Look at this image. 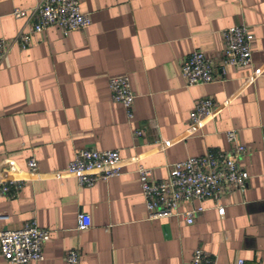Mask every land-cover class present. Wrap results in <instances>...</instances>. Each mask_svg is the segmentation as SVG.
I'll return each instance as SVG.
<instances>
[{
    "label": "crops",
    "instance_id": "crops-1",
    "mask_svg": "<svg viewBox=\"0 0 264 264\" xmlns=\"http://www.w3.org/2000/svg\"><path fill=\"white\" fill-rule=\"evenodd\" d=\"M78 1L85 29L50 27L0 64V181L23 184L0 196V227L35 221L49 232L43 260L30 264H69L70 250L77 264H183L197 248L214 264H264V0ZM36 3L0 0V39L27 31L11 13ZM233 25L251 35L247 67L220 66V32ZM193 51L212 59V81L185 84L179 65ZM118 76L133 94L131 119L110 98L107 82ZM202 98L212 113L193 124L188 113ZM229 130L244 148L245 188L204 200L188 225L148 219L136 167L164 179L175 162L228 150ZM82 149L117 150L120 175L79 186L66 168ZM79 213L87 229H77ZM0 264H10L1 251Z\"/></svg>",
    "mask_w": 264,
    "mask_h": 264
},
{
    "label": "built area",
    "instance_id": "built-area-1",
    "mask_svg": "<svg viewBox=\"0 0 264 264\" xmlns=\"http://www.w3.org/2000/svg\"><path fill=\"white\" fill-rule=\"evenodd\" d=\"M11 15L26 19L27 31L19 32L7 43L0 39V64L5 61L12 46L20 50L28 48L33 34L41 33L50 27H57L63 34L83 30L89 25V18L83 14L78 0H37L30 9L15 8ZM222 50L220 66L247 67L250 65L251 35L245 25H233L220 32ZM213 61L203 53L193 51L180 62L179 73L187 86L204 84L213 79ZM110 98L123 109L127 119L132 118L133 94L126 76L112 77L107 82ZM212 113L210 99L194 101L188 118L193 124L199 123ZM135 136L139 132L134 133ZM225 140L230 144L226 151H207L202 155L190 156L168 167L166 177L152 180L148 169L137 166V182L148 219L181 217L185 224L203 212L202 202L218 199L231 190L242 191L248 179L247 173L237 163L244 148L237 144L234 130L226 131ZM121 162L117 150L82 149L75 153L68 163L66 172L74 176L81 187H90L96 181H105L119 176ZM29 172H37L35 159L27 163ZM9 186L19 190V181H0V196L9 193ZM182 205L186 208L180 209ZM219 212L221 207H217ZM8 217L0 212V223ZM90 226L88 215L79 213L77 229ZM49 239V232L40 229L35 221L25 223L19 229L0 227V251L10 264H30L43 260V245ZM69 264H77L78 254L70 250L65 256ZM183 264H214L213 258L194 249L189 261ZM241 264V261H237Z\"/></svg>",
    "mask_w": 264,
    "mask_h": 264
}]
</instances>
